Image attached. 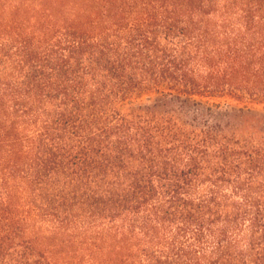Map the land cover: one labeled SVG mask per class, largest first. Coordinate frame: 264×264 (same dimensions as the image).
<instances>
[{"label": "trees", "instance_id": "16d2710c", "mask_svg": "<svg viewBox=\"0 0 264 264\" xmlns=\"http://www.w3.org/2000/svg\"><path fill=\"white\" fill-rule=\"evenodd\" d=\"M257 106L264 0H0V264H264Z\"/></svg>", "mask_w": 264, "mask_h": 264}, {"label": "rangeland", "instance_id": "374dc122", "mask_svg": "<svg viewBox=\"0 0 264 264\" xmlns=\"http://www.w3.org/2000/svg\"><path fill=\"white\" fill-rule=\"evenodd\" d=\"M157 98L156 95H151L147 97H143L141 99L134 100L130 105H127V108L136 107L143 104H148L154 101ZM197 101L202 102L200 106H193L190 108L191 111H203L206 110L208 107H212L213 115L211 116V120H220L225 121L227 113H232L234 110H238L243 108V105L232 101L230 99H218V100H207V99H197ZM256 111L264 113V109L262 106L253 107Z\"/></svg>", "mask_w": 264, "mask_h": 264}]
</instances>
